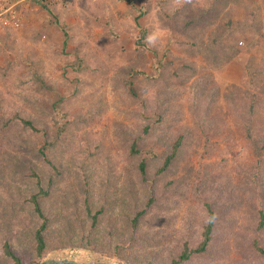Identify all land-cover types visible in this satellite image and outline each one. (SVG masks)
Masks as SVG:
<instances>
[{"label":"rangeland","instance_id":"1","mask_svg":"<svg viewBox=\"0 0 264 264\" xmlns=\"http://www.w3.org/2000/svg\"><path fill=\"white\" fill-rule=\"evenodd\" d=\"M177 1L169 7L175 9ZM196 1L203 7L206 3ZM0 3H14L21 16L18 29L0 27V264H14L2 243L7 237L22 264L48 258L130 264L121 256L131 257L133 264H166L185 241L195 247L202 240L210 210L218 217L211 241L204 255L185 264H264L259 251L264 249V193L252 179L261 162L241 126L245 119L244 125L254 122L253 138L263 136L264 142V106L248 111L255 104L254 93L260 92L252 84L254 70L247 67L264 62V0L220 2L209 13L213 20L230 9L238 19L245 3H254L262 19L260 34L241 39L238 33L239 52L211 68L201 51L191 57L177 42L198 34V24L183 27L185 15L174 18L168 9L161 11V0H57L52 11L37 0ZM141 29L147 30L144 40L139 39ZM151 49L169 62L163 65V76H170L173 84L167 89L163 81L155 85L140 79L136 94L129 95L114 74L134 63L139 71L155 74ZM72 60L85 71L70 67ZM103 63L110 66L108 73H101ZM201 78H207L205 90ZM232 83L242 90L230 92L226 100L223 94ZM18 116L38 131L23 127ZM44 137L55 145L43 156L38 149ZM20 140L32 152L16 150ZM169 154L167 166L159 171ZM49 161L57 168L49 167ZM204 178L203 189H196L195 182ZM240 179H245L244 188ZM227 180L228 189L222 185ZM40 188L47 191L40 202L48 219L42 257L35 255L28 232L42 220L29 201ZM139 210L144 211L140 226L132 234L130 219ZM113 244L121 246L119 255Z\"/></svg>","mask_w":264,"mask_h":264},{"label":"trees","instance_id":"2","mask_svg":"<svg viewBox=\"0 0 264 264\" xmlns=\"http://www.w3.org/2000/svg\"><path fill=\"white\" fill-rule=\"evenodd\" d=\"M39 1V0H37ZM121 1H126L127 3H131L133 0H121ZM173 0H161V5L159 6V9L161 11L166 12V9H168L170 11L169 14H171L172 17L175 18V16L177 14H183L185 15V17L182 20V25L183 27H189L193 24H198V26L195 29H199V33L192 35L191 39L189 37H187L186 39H180L179 41H177L179 43V45L182 47V49L188 53L191 57L194 56L196 54V50L201 51L204 62L207 64L206 67H217L220 65H223L224 63H226L230 58H232L233 56H235L238 52H239V48H238V40H236V38H238L237 34L240 33L239 37L241 39L246 38L249 34H260L261 31V27H262V19H259V8L256 4L254 3H250L249 5H247L245 3V12L243 14V16L241 18H234L231 14L230 9L226 12V13H217V15L215 16V18L213 20L209 19V13H213V11L215 10V8L218 6V4L221 2L224 5H227L230 1H232V3L234 4H240L243 2V0H210V2H208L209 0H203L204 2L206 1L204 7L202 6V3H198L196 0H179L181 4H179V2L177 0V3L175 5V9L170 8L169 6L173 4L172 2ZM40 2V1H39ZM56 2V1H55ZM41 3V2H40ZM193 3V4H192ZM43 6H46L51 10L50 5L52 4H46V3H41ZM148 8V7H147ZM172 9V10H171ZM149 10V9H148ZM144 11H146V9H144ZM137 19V18H136ZM250 23H247V22ZM240 29V32H237V30ZM11 30V29H9ZM146 29H141L140 30V40H144L145 35H146ZM64 35H66V32H63ZM240 39L239 43H242ZM151 51L153 52V63H152V67L155 70V74L153 75H148L146 72L143 71H139L138 66L139 63H137V65L131 64L127 71L124 72V70L121 69L120 73H116L114 74V76L118 75V79L119 82H117V85L123 84L126 85L129 88V95L134 96L136 94L135 91V83H140V79H144L145 81H150L152 83H154L155 85L158 84V82H164L166 84L167 89L170 88L173 84L172 82V78H170V76H168L167 78L163 76V65L164 64H169L168 61L164 60V57L162 59L158 58V54L157 51L154 49H151ZM146 50L143 48V52H142V57H144ZM80 59H82L81 57H79ZM179 59H183L182 57H179ZM73 61V63H72ZM70 61L71 63L68 64L70 67H72L74 70H76L77 72L80 71H85V67L82 66V68L80 67L81 63L72 60ZM76 64H75V62ZM183 61V60H182ZM264 61V60H263ZM144 60L141 61L140 65H144ZM259 65H256L255 68L250 67L249 64H247L248 68H251L252 70H254L255 72V76H253V80H252V84L256 87V91L260 92V96L256 93H254V101L255 104L250 103L248 106V111L250 113H254V112H259L256 111L255 109L262 105L264 106V62H259ZM179 65V63H178ZM184 63L181 64V67H183ZM33 66V65H32ZM185 68H182L184 70L185 73H187V65H184ZM190 67V66H189ZM246 67V68H247ZM65 68H67L65 66ZM110 70V66L107 65L106 63H103L100 66V71L101 73L105 74L108 73V71ZM177 70H179V66H177ZM183 71H180L179 73L176 72H171V75H176L178 73V78L180 79V75ZM34 75H36V73L34 72ZM181 75V76H182ZM126 76V77H125ZM187 76V74H186ZM209 76V75H208ZM208 78V77H207ZM206 78V79H207ZM112 79H115L114 77ZM205 78H201L200 79V83H202V87L204 88L203 90H205L206 84H207V80ZM210 79V78H209ZM139 81V82H138ZM204 81V83H203ZM195 84V83H194ZM236 88L237 90H233V88ZM238 90H242L240 88V86L232 83L227 85L226 87V92L223 94L224 99L229 100V96H230V92H237L239 93ZM157 92V95L159 96L158 98V102H161L162 99V93ZM229 95V96H228ZM243 96V95H241ZM209 97H212V99H214V97L210 94ZM56 105V104H55ZM58 109V107H56ZM246 112V111H245ZM62 116H65V113H61ZM17 118V116H16ZM18 118H20L18 116ZM21 119V118H20ZM160 119L159 116H157V120ZM22 121V126L25 128H31L34 131H38V128L36 126H34L32 124V122L30 120L27 119H21ZM246 122V119L244 120L243 124L241 126H243V128H245L246 130H248V135L247 137H251L252 140V148H253V152L254 154H256L258 157L259 162H261L260 165H256L254 167V169L252 170V179L254 181L253 184H255L257 187H259L260 191H258L259 193H264V142L262 140L263 136L261 137H256L253 138V132H254V122H252L250 120V123H246L244 125V123ZM6 124V125H5ZM4 126H7V123L5 122ZM2 125V127H4ZM145 130L148 131L149 127L146 126ZM255 133V132H254ZM22 138L24 139V136H22ZM262 142L260 144H258L259 141ZM21 141V140H20ZM181 142V138L177 139L176 142L174 143V147L173 150L175 149V147H177L179 145V143ZM19 144H22L21 146ZM55 145V141L44 137V142L42 144V146L38 149V152L41 155H46L47 154V150H50L54 147ZM21 147V149L19 148ZM29 146L26 145L23 141L20 142H15L14 148L16 150L25 153L26 151L32 152V149H30ZM136 148H132V153H136ZM173 155V153H171ZM171 154L167 155L164 163L162 165V167L159 169V171H162L164 169V167L167 166L169 159H171ZM31 162V159H30ZM47 163V162H46ZM49 167L55 169L57 168V166H55L52 161H49V163H47ZM140 171L142 174H144L145 172V161H141L140 165ZM0 168H3L2 166H0ZM242 171L247 172L248 168H243ZM209 173V172H208ZM207 173V174H208ZM207 174H205L207 176ZM33 175L36 176V174L33 172ZM228 174H225L223 177H228ZM36 178L38 177V174L36 176ZM39 182V180H37ZM206 181V178L202 179L201 182H195L194 187L196 189H203V182ZM244 182L245 179H240V188L241 186L244 188ZM86 183H89L88 178L86 177ZM251 184V183H250ZM253 184H251L250 186H248V189H251ZM222 185L228 189V180L225 182V186L224 185V181L222 183ZM230 186V185H229ZM215 187V185L213 186ZM221 189L222 186H218ZM218 187H216V190L218 192H222L221 189H219ZM246 187V185H245ZM226 190V189H224ZM223 190V191H224ZM228 191V190H227ZM231 193V191H228ZM47 191L40 188L38 191L36 192H32L31 195L29 196V201L32 203L33 206V210L35 212V214L37 215V217H39L41 220V222H38L37 225L32 228L31 230H29V236L30 238H32L33 241V250L35 251V255L38 257H42L43 253L47 252V248H46V240H45V229H46V225H47V216L46 214H44L45 212H43L42 209V205L40 202V199L43 196H46ZM151 198H149L148 201H152ZM225 199V198H223ZM241 201V200H240ZM243 201V200H242ZM102 208H104V206H102ZM103 209H99L98 212H102ZM143 210H139L136 211L130 219V230L132 232V234H135V232L138 230L139 226H140V221L142 219V215H143ZM93 217V223H96L94 221H97V217L95 214L92 215ZM218 217L216 216L215 212L213 211H209V218H208V222L206 224L203 225V229H202V240L195 246H190L189 243L187 241H185V244L183 245V249L180 251V253L176 256L173 257L170 256L168 263L166 264H185L187 263L189 260L192 259V256H198V255H204L203 253L206 250L207 245L209 244V242L211 241V231L216 227V221ZM220 219V218H219ZM221 223H225L222 220ZM264 221V211L261 212V220H260V224H263ZM220 223V226H221ZM223 226V225H222ZM5 228V227H2ZM1 228V229H2ZM7 231V228L5 229L4 232ZM10 231V230H9ZM21 230H18L17 232L19 233ZM13 233V232H12ZM120 240V239H119ZM19 241V238H18ZM122 243L124 244L123 240H121ZM87 244H86V240L84 242L85 246H88L89 248L95 250V248H93L92 246V242L91 240H87ZM3 246L5 248V252L6 254L11 257L14 260V264H22L21 262V256L11 247V240L9 237L6 238V240H3ZM109 245L110 243L107 242ZM83 245V244H82ZM116 248V253L119 255V251L117 249L121 248V246L119 244H113V246H111V248L113 249ZM259 251L261 253L264 254V249L260 247ZM122 258H124V260H128V263L133 264L132 262H130L129 258L131 257H127V256H121ZM134 264H138V263H134ZM142 264V263H141ZM147 264H153L152 261H147ZM162 264V263H161Z\"/></svg>","mask_w":264,"mask_h":264},{"label":"built area","instance_id":"3","mask_svg":"<svg viewBox=\"0 0 264 264\" xmlns=\"http://www.w3.org/2000/svg\"><path fill=\"white\" fill-rule=\"evenodd\" d=\"M41 3L53 4L57 0H39ZM16 3V2H15ZM21 25V16L15 4L0 3V27L2 29H18Z\"/></svg>","mask_w":264,"mask_h":264},{"label":"water","instance_id":"4","mask_svg":"<svg viewBox=\"0 0 264 264\" xmlns=\"http://www.w3.org/2000/svg\"><path fill=\"white\" fill-rule=\"evenodd\" d=\"M40 264H114V263L109 261L78 262L75 259H69V258H62V259L48 258L42 261Z\"/></svg>","mask_w":264,"mask_h":264}]
</instances>
